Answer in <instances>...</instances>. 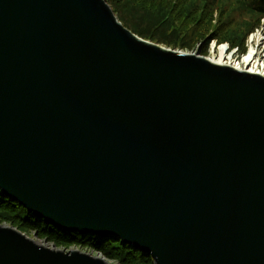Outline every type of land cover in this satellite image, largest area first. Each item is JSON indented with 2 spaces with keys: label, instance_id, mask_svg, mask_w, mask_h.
<instances>
[{
  "label": "water",
  "instance_id": "obj_1",
  "mask_svg": "<svg viewBox=\"0 0 264 264\" xmlns=\"http://www.w3.org/2000/svg\"><path fill=\"white\" fill-rule=\"evenodd\" d=\"M0 193L154 264H264V77L106 0H0ZM0 264L112 263L0 225Z\"/></svg>",
  "mask_w": 264,
  "mask_h": 264
},
{
  "label": "trees",
  "instance_id": "obj_2",
  "mask_svg": "<svg viewBox=\"0 0 264 264\" xmlns=\"http://www.w3.org/2000/svg\"><path fill=\"white\" fill-rule=\"evenodd\" d=\"M118 20L142 39L173 49L194 50L201 43L206 56L210 44L229 43L244 53L248 35L261 27L264 0H106ZM0 225H10L26 235H35L58 249L84 248L100 253L116 264H153L151 257L114 237L62 233L47 226L17 202L0 193Z\"/></svg>",
  "mask_w": 264,
  "mask_h": 264
},
{
  "label": "rangeland",
  "instance_id": "obj_3",
  "mask_svg": "<svg viewBox=\"0 0 264 264\" xmlns=\"http://www.w3.org/2000/svg\"><path fill=\"white\" fill-rule=\"evenodd\" d=\"M226 3L227 4H234V3H237V5L240 7V2L239 0H226ZM255 35V38L254 40H252V37ZM138 36V35H137ZM261 37V38H260ZM141 38V37H140ZM264 38V20L262 21V24H261V27H259L257 30H255L253 33L249 34L248 35V39L246 40V43H245V47H246V50L244 53H240L239 51H237L238 48H235V47H231V45L229 43H217L216 41L212 42L210 44V47L208 49V53L206 56L202 55L203 57H205L207 59V57L209 56H212V54L210 53L211 51V47L212 45H215V46H225L227 47V51L228 53H233L235 55V60H242L244 58V55L245 54H248L249 53V50H250V46L252 44L255 45V48H257V51H258V54H256V58L259 57L258 59L261 60L262 63H264V40L263 41H260V39ZM252 41V42H251ZM154 43V42H152ZM157 44V43H155ZM160 45V44H159ZM202 44L199 43L197 44L195 47H194V50L192 51H189V50H179V49H173L171 47H167L165 45H161L162 47H165V48H168V49H171V50H175V51H179L181 53H188V54H196V53H200V46ZM262 52V53H261ZM10 226V225H9ZM28 237H30L31 239H34L36 240L38 243L40 244H44L46 245L47 247H49L50 249H55V250H59V251H64V252H71L72 250H77V251H80V252H83V253H87V254H91L93 255V257H101V258H104L103 255H101L100 253H96V252H92L88 249H84V248H77V247H71L70 249H58L56 247H54L53 245H50L44 241H41L40 239H38L35 235H27ZM105 259V258H104ZM107 260V259H106ZM108 261V260H107ZM112 264H116L115 262H112V261H108Z\"/></svg>",
  "mask_w": 264,
  "mask_h": 264
},
{
  "label": "bare ground",
  "instance_id": "obj_4",
  "mask_svg": "<svg viewBox=\"0 0 264 264\" xmlns=\"http://www.w3.org/2000/svg\"><path fill=\"white\" fill-rule=\"evenodd\" d=\"M254 38H255V35L252 37V40H254ZM263 40H264V38L260 39L259 42L263 41ZM263 50H264V48H263ZM210 53L212 54V56L207 57V59L211 62L220 64L223 66H229V67H232V68L239 70V71H244V72H248L250 74L260 75V76L264 77V63H262L261 60L258 59L259 57L256 58V54H258V51H257V48H255L254 44H252L250 46L249 53L245 54L244 58L240 61L235 60V55L233 53H228L227 47H225V46L219 47V46L212 45ZM138 252H140V251H138ZM153 264H154V261H153Z\"/></svg>",
  "mask_w": 264,
  "mask_h": 264
}]
</instances>
